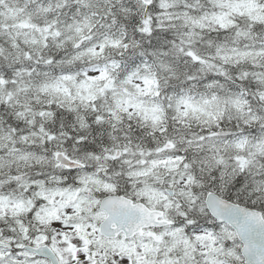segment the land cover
<instances>
[{
    "label": "snow or ice",
    "instance_id": "1",
    "mask_svg": "<svg viewBox=\"0 0 264 264\" xmlns=\"http://www.w3.org/2000/svg\"><path fill=\"white\" fill-rule=\"evenodd\" d=\"M0 264H264V0H0Z\"/></svg>",
    "mask_w": 264,
    "mask_h": 264
}]
</instances>
